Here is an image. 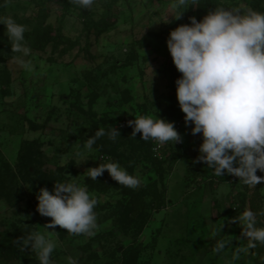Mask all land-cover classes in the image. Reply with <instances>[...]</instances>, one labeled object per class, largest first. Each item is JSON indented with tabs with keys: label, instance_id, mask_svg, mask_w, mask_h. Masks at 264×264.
Returning a JSON list of instances; mask_svg holds the SVG:
<instances>
[{
	"label": "rangeland",
	"instance_id": "rangeland-1",
	"mask_svg": "<svg viewBox=\"0 0 264 264\" xmlns=\"http://www.w3.org/2000/svg\"><path fill=\"white\" fill-rule=\"evenodd\" d=\"M170 3L97 0L83 9L71 0H11L0 7V15L27 26L31 54L23 59L33 65L23 69L0 25V264H39L14 241L50 222L36 197L55 182L86 186L98 199L99 225L91 237L56 226L55 264L69 256L79 264H264L262 244L237 257L247 240L232 222L245 209L264 210V183L250 188L194 163L202 139L184 121L177 125L183 112L171 81L181 73L166 45L191 16L199 21L216 6L264 12V0H197L165 23L175 14ZM141 115L175 122L183 142L157 147L139 133L131 137L128 121ZM112 126L121 137H101L84 150L99 128ZM107 162H119L141 184L119 185L107 171L88 177L89 168ZM257 227L264 216L257 215ZM221 239L226 247L216 253Z\"/></svg>",
	"mask_w": 264,
	"mask_h": 264
},
{
	"label": "clouds",
	"instance_id": "clouds-1",
	"mask_svg": "<svg viewBox=\"0 0 264 264\" xmlns=\"http://www.w3.org/2000/svg\"><path fill=\"white\" fill-rule=\"evenodd\" d=\"M11 0H2L0 7H6ZM71 3L91 9L97 0H71ZM174 15L168 18L180 20L190 7H197V0H171ZM190 23L180 24L172 29L166 40L176 70L181 76L175 80L176 98L185 114L186 126H191L193 135L200 134L202 143L194 163H204L217 177L234 175L250 188L264 183V12L251 7L216 6L199 21L189 17ZM11 51L20 54L18 62L24 70H33L32 61L23 59L31 54L25 40L27 26L13 17L0 15ZM133 131L143 141H154L157 147L182 143L183 136L175 122L159 115H141L128 121ZM104 136L115 141L121 137L116 127L108 130L99 128L84 144L86 152L93 151V145ZM156 151V149H154ZM81 156L83 153L80 154ZM107 171L119 183L129 188L141 184L139 176L129 174L119 162L99 164L87 170L92 180H97ZM37 211L51 220L43 231H32L17 238L14 243L21 252L30 248L35 252L39 264H55L53 253L59 245L54 238L56 226L66 229L72 235L94 236L99 229L95 208L98 199L86 186L75 182H55L52 190L40 188L37 194ZM259 213L245 209L233 223L241 226L246 246L239 253H249L258 244L264 245V227H257ZM221 232V229L218 230ZM226 243L221 239L214 251L222 252ZM67 264H79L72 256Z\"/></svg>",
	"mask_w": 264,
	"mask_h": 264
},
{
	"label": "built area",
	"instance_id": "built-area-1",
	"mask_svg": "<svg viewBox=\"0 0 264 264\" xmlns=\"http://www.w3.org/2000/svg\"><path fill=\"white\" fill-rule=\"evenodd\" d=\"M184 116H185V114L182 113L180 119L177 121V125H178V126H179V124H180L181 122L184 121ZM230 177H231L232 180H235V179L237 178V177H235L234 175H231Z\"/></svg>",
	"mask_w": 264,
	"mask_h": 264
},
{
	"label": "trees",
	"instance_id": "trees-1",
	"mask_svg": "<svg viewBox=\"0 0 264 264\" xmlns=\"http://www.w3.org/2000/svg\"><path fill=\"white\" fill-rule=\"evenodd\" d=\"M35 42V41H34ZM177 79V77L175 76V75H173L172 76V85H173V87H176V85H175V80Z\"/></svg>",
	"mask_w": 264,
	"mask_h": 264
}]
</instances>
